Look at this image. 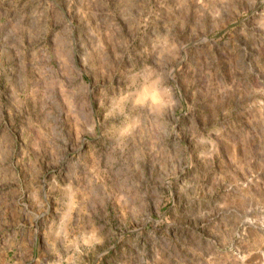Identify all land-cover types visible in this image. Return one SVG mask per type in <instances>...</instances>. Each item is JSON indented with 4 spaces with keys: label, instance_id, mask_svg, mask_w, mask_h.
<instances>
[{
    "label": "rangeland",
    "instance_id": "1",
    "mask_svg": "<svg viewBox=\"0 0 264 264\" xmlns=\"http://www.w3.org/2000/svg\"><path fill=\"white\" fill-rule=\"evenodd\" d=\"M0 264H264V0H0Z\"/></svg>",
    "mask_w": 264,
    "mask_h": 264
}]
</instances>
